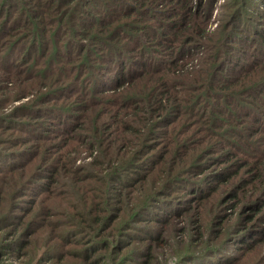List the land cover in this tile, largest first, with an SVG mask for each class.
<instances>
[{
	"label": "trees",
	"instance_id": "trees-1",
	"mask_svg": "<svg viewBox=\"0 0 264 264\" xmlns=\"http://www.w3.org/2000/svg\"><path fill=\"white\" fill-rule=\"evenodd\" d=\"M216 1L0 0V95L27 81L28 88L19 90L31 97L0 114V127L33 140L29 151L0 149V231H11L0 252L28 255L57 215L84 233L104 221V210L108 221L117 218L110 211L121 210L116 203L131 204L139 220L161 224L196 212L190 220L200 231L207 210L223 231L222 209L232 200L247 201L246 208L257 213L264 209L258 198L264 192V0H224L228 13L210 33ZM246 8L263 10L257 22L244 14ZM234 24L242 29L230 28ZM200 47L208 49L202 64L194 58ZM241 51L243 57L236 55ZM6 98L0 96V108ZM96 107L110 114L92 126L97 134H77ZM19 112L51 120L30 123L17 119ZM183 128L187 132L179 136ZM52 136L60 141L57 154L47 142ZM81 152L94 155L93 161L77 165ZM11 177L16 184L7 191ZM217 189L222 196L212 199ZM16 195L35 200L21 212L12 201ZM38 216L42 223L28 226ZM247 227L237 223L230 232ZM134 228L133 236L140 229ZM249 230L231 247L261 241L262 230ZM150 235L143 251L147 263L154 246L166 241ZM101 245L109 243L102 241L98 250Z\"/></svg>",
	"mask_w": 264,
	"mask_h": 264
},
{
	"label": "rangeland",
	"instance_id": "rangeland-1",
	"mask_svg": "<svg viewBox=\"0 0 264 264\" xmlns=\"http://www.w3.org/2000/svg\"><path fill=\"white\" fill-rule=\"evenodd\" d=\"M224 6V0H217L214 3V9L212 11V21L209 24L208 28L210 33L217 28L220 24L222 25V19L225 17L226 13H228V8L226 9ZM260 8H262L263 3H260ZM244 10V14L247 17H251L255 22L258 21L260 13L263 10H258L254 12L252 8H246ZM230 11L229 14H233L235 11ZM263 14V13H262ZM264 15V14H263ZM264 19V18H263ZM221 22V23H219ZM219 23V24H218ZM258 25V24H254ZM232 29L239 28L238 24L231 25ZM243 32L242 35H237L238 42L242 39V36L247 34ZM239 33V32H236ZM236 42V39L234 40ZM208 42H206L207 44ZM193 48V44H189L188 47ZM197 54L194 56L195 60L198 61V64H202L205 59L206 54L208 53V49L205 47H200L196 50ZM236 55L241 57L244 56V52H238ZM194 60V61H195ZM0 74H3L0 71ZM1 76V75H0ZM28 88V82L26 81L24 84L19 85L18 88L9 89L6 93L1 94L0 96L6 95L7 98L2 107L0 108V114H8L12 112L15 107H19L20 105L27 104L31 97L24 96V92L21 93L19 89ZM8 90V89H7ZM20 91V93H19ZM34 93V91H33ZM30 98V99H29ZM25 112V109H20ZM17 119L19 120H29L30 123H49L51 118H29L25 117L23 112L17 113ZM90 117L84 123V127H80L78 129L77 134H81L82 132L89 131L90 134L96 135L95 130L92 129L93 125L101 124L107 116L110 114L103 112L97 109H94L89 113ZM48 120V121H47ZM110 124V123H109ZM111 125V124H110ZM116 127V124L112 125V129ZM86 128V129H84ZM184 132H187V129L183 128L177 130L179 136H184ZM0 139L3 142H0V149L11 152H23L24 150L29 151V147L31 146V138H28L22 131H18L15 129H10L9 127H0ZM53 137V139H52ZM47 142L48 144H53L51 150H53L56 154L58 153V145L60 141L55 136H52ZM30 139V140H28ZM39 140V139H38ZM140 146V145H139ZM137 147V149L139 148ZM34 153H36L35 148H31ZM219 150V149H218ZM223 150V149H222ZM222 152H225L223 150ZM77 165H87L94 159V155H87L86 152H81L77 154ZM37 158V156H36ZM34 158L32 168L35 170L37 165H35L38 160ZM21 171L15 172L17 177H19V173ZM13 173V174H15ZM12 174V175H13ZM84 174V172H83ZM245 175L244 173L242 174ZM16 177V178H17ZM16 178H10L5 182L4 189L7 191H13V184H16ZM58 187V185H56ZM32 195V194H30ZM221 190L217 189V191L212 193V199H219L221 197ZM263 197L264 192L262 191L259 194L258 198ZM6 200V198H5ZM4 200V201H5ZM28 200V201H25ZM35 200V197H17L13 196V203H20L22 206L21 212L25 211V208L30 205V201ZM40 199H38L39 201ZM43 202H46L45 199ZM205 205L202 209L208 207L211 201H206ZM227 202V201H226ZM6 203V202H5ZM236 201L232 200V202L223 206L222 216H223V225L222 228L219 229L218 224L212 222L211 211L208 210L203 212L201 216V231L200 226L198 224L193 223L190 218L196 214H192V212L187 211L183 215H178L174 219L165 222V224L157 223L155 220L151 219V217L143 218L142 220L137 219L134 213L130 210L131 204H122L116 203L115 206L117 208H121L120 211H113L117 214V218L113 220H109L108 210H104L101 214L104 217V221L101 224H95L93 229H86L84 233H79L78 227L74 225L67 226L65 219L61 215H57L55 218L57 223L53 226L48 227V233H45L43 239H38L37 242H34L36 245L35 249L32 247L29 250V254L20 257L14 256L12 253H6L5 251L0 252V262L5 264H95V262L100 261V258L104 257V261L99 264H182V260L184 257H189L188 260L184 264H208L211 261L219 260L222 264H264V234L261 237V241L257 244L252 245L251 247L248 245L241 246L240 250L232 248V240H240V238H244L249 236L252 231L249 230V227L258 228L260 231L264 232V209L260 210L258 213L255 210L247 209V201L242 200L235 204ZM140 207V205L136 204ZM143 207V206H142ZM197 210V209H196ZM31 216L28 217V219ZM28 219L25 223L28 222ZM37 220V222H41L43 218L38 216L37 219H31L28 222V226L31 223ZM107 220V221H106ZM59 223H62L59 225ZM239 223L241 226H248L243 232L234 233L230 232L232 227ZM217 225V226H216ZM250 225V226H249ZM25 225L23 224L22 228ZM224 226V227H223ZM134 227L140 228L135 235H131V231L135 229ZM105 228L103 231L101 229ZM65 230L62 232V230ZM221 230V231H220ZM261 231V232H262ZM4 232V231H3ZM2 231H0V242H5L9 240L11 235V231H8V234L4 235ZM87 232V233H86ZM155 232L156 236L161 240H166L163 242H158L156 246L151 250V257L149 262L147 263V257L143 251H146V247L150 246L153 241V237L151 238V233ZM86 233V234H85ZM27 238V237H26ZM94 240L93 243H89V240ZM107 240L109 246L98 250L101 242ZM242 240V239H241ZM99 244V245H98ZM227 244V245H226ZM243 244V243H242ZM219 245H223L227 247L229 250V255L225 251V247H216ZM93 246L95 249H93ZM216 247V248H215ZM89 251V252H88ZM216 251L221 257L216 258V256L212 255V253ZM39 253L38 260H31L29 257H33L35 253ZM93 254L92 259H88L86 253ZM31 255V256H30ZM228 255V256H227ZM52 257L51 260L44 261L45 258ZM195 256H203L199 258H195ZM223 256V257H222ZM226 256V257H225ZM64 258L62 263H57L56 259ZM215 258V259H212ZM48 262V263H46ZM220 263V264H221Z\"/></svg>",
	"mask_w": 264,
	"mask_h": 264
}]
</instances>
